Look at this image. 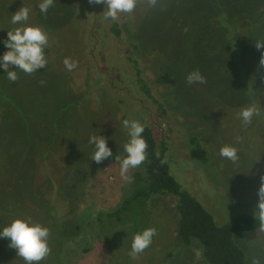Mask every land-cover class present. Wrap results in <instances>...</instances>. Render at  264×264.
Returning <instances> with one entry per match:
<instances>
[{"label": "rangeland", "instance_id": "obj_1", "mask_svg": "<svg viewBox=\"0 0 264 264\" xmlns=\"http://www.w3.org/2000/svg\"><path fill=\"white\" fill-rule=\"evenodd\" d=\"M207 1L137 0L131 14L116 20L122 33L116 38L99 26L102 4L54 0L41 15L39 0H0V40L16 27L10 17L23 6L30 9L26 23L41 26L48 43H58L50 53L44 49L43 69L31 74L16 69L15 81L0 71V225L30 216L48 227L50 252L40 264H203L196 243L185 250L177 243L169 195L137 201L120 218L108 216L142 185L136 177L144 172L143 162L127 170L129 182L114 161L123 155L125 119L147 122L167 143L170 174L217 221L235 204L254 210L264 176V67L259 64L264 47H255L264 40V14L257 25L237 28L245 87L220 47L219 27L202 10ZM224 1L239 4L243 12L249 7L248 0ZM131 56L164 113L129 76ZM65 58L76 62L71 71ZM193 70L204 84L186 83ZM249 94L261 113L243 125L238 112L251 105ZM95 134L104 136L112 151L99 164L90 159L88 138ZM224 144L237 148L235 162L219 155ZM146 227L156 229L152 243L130 256L133 234ZM237 238L250 264L253 258L264 264V231ZM0 264H24L5 239H0Z\"/></svg>", "mask_w": 264, "mask_h": 264}, {"label": "trees", "instance_id": "obj_2", "mask_svg": "<svg viewBox=\"0 0 264 264\" xmlns=\"http://www.w3.org/2000/svg\"><path fill=\"white\" fill-rule=\"evenodd\" d=\"M246 3L249 7L245 12H243L244 9L237 8L238 6L240 7L239 4L236 3V5L230 6L224 0H209L205 5L207 7L202 9L203 11H208L213 22L219 27V36L224 39V43L220 42V47L229 56L231 63L236 69L238 81L242 86L246 84L242 75L243 67L240 64L242 53L239 51L242 49V39L239 40L237 38V28H248L257 25L258 19L264 14V4L260 6L255 0H248ZM238 12L242 13V15H238ZM101 18L102 16L98 20L99 26L102 24L104 30L119 38L122 34L119 22L106 21ZM136 43L138 42L136 41ZM133 45L135 48L139 47L138 45ZM208 48L215 51L218 46L208 45ZM44 49L47 53L58 49L57 41L52 40V44L48 43ZM5 50L3 45L0 44V52ZM128 60L132 61L129 76L136 78V84L140 90L158 103V108L161 113H164L165 110L162 109V104L151 95L152 84L141 75L142 70L137 62L138 60L132 56ZM250 98L251 94H249ZM251 105L260 108L255 98H251ZM258 113L261 112L258 110ZM262 120H264L263 116ZM141 123L144 125L142 136L147 147L143 161L144 172L143 174H138L136 180L142 181V185L126 198L118 209L110 212L108 216L110 218H120L122 213L131 208L137 201L145 204V202L156 195H169L174 203L177 243L181 245L182 250L196 243L200 250L203 264H250L248 252L237 236L260 229L258 221L253 217V211L249 207L242 208L235 204L234 208L226 211L224 220L217 221L215 214L198 197L189 190L182 188L170 174L169 163L166 159L167 143L157 139L154 130L147 122L141 121ZM193 140L195 139L193 138ZM55 222L58 221L56 220Z\"/></svg>", "mask_w": 264, "mask_h": 264}, {"label": "clouds", "instance_id": "obj_3", "mask_svg": "<svg viewBox=\"0 0 264 264\" xmlns=\"http://www.w3.org/2000/svg\"><path fill=\"white\" fill-rule=\"evenodd\" d=\"M54 0H39L37 7L44 15L52 6ZM89 4H102V18L106 21H116L122 14H131L137 5V0H88ZM155 0H150V5ZM30 9L21 6L10 17V22L16 25L10 31H6V39L0 41L3 45V52H0V70L9 81L17 79L16 69L22 70L26 74L43 69L47 63L44 55V48L48 45V33L39 25L26 23L29 18ZM255 47H264V40H257ZM65 68L71 71L76 67V62H69L68 58L63 60ZM264 67V53H261L259 61ZM185 81L191 85L193 83L204 84V77L199 70L189 72ZM43 83V82H41ZM258 110L254 105L242 107L238 112V118L243 125L251 123ZM126 129V142L122 145L123 155L115 156L114 161L119 163L120 174L125 179V174L129 168L139 166L145 159L146 142L142 136L144 125L136 119H125L122 121ZM237 141L239 137L236 138ZM88 143L92 145L93 151L91 161L99 164L112 156V151L107 146L106 138L102 135H90ZM238 150L232 144H224L219 148V155L229 161L235 162L238 159ZM261 184L257 190V203L253 210V217L258 221L259 227L264 231V176H261ZM156 235L154 227H146L133 234L130 244L129 255L135 257L142 253ZM0 239L7 240V246L15 250L16 256L22 258L24 264H40L49 254V228L34 221L30 216L13 218L8 224L0 225ZM251 264H259L253 258Z\"/></svg>", "mask_w": 264, "mask_h": 264}]
</instances>
